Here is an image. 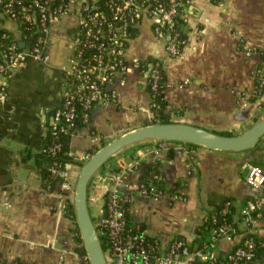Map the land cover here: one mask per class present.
<instances>
[{
	"label": "crops",
	"instance_id": "0c3cea01",
	"mask_svg": "<svg viewBox=\"0 0 264 264\" xmlns=\"http://www.w3.org/2000/svg\"><path fill=\"white\" fill-rule=\"evenodd\" d=\"M78 18L72 12L53 25L48 63L29 61L8 78L7 99L0 109V258L34 264H85L76 250L74 222L65 213L73 200L81 164L70 161L66 176L74 191L62 185L47 189L35 154L47 142V127L62 99L63 67L73 49ZM185 41L178 55L166 49V38L146 17L129 42L130 57L161 59L165 81L163 111L174 122H186L224 134H238L264 113V97L255 93L256 70L263 63L264 0H193L182 11ZM117 99L96 106L89 122L70 135L73 157L100 148L111 139L148 124L155 114L147 78L138 69L117 76ZM248 161L264 166V136L244 151H225L178 141L148 140L113 155L101 170L130 168L128 191L136 194L130 220L142 226L166 249L174 238L207 256H226L250 230L264 236V208L250 227L242 220L247 198L254 196L240 171ZM138 163V164H137ZM156 164L168 187L179 193L144 197L139 193L145 166ZM89 185L92 216L105 213V181ZM64 192V193H63ZM231 200L229 218L238 227L233 240L212 242L211 217ZM225 213L219 214L220 221ZM211 223H210V221ZM252 264H264L256 257Z\"/></svg>",
	"mask_w": 264,
	"mask_h": 264
},
{
	"label": "built area",
	"instance_id": "2783aa9c",
	"mask_svg": "<svg viewBox=\"0 0 264 264\" xmlns=\"http://www.w3.org/2000/svg\"><path fill=\"white\" fill-rule=\"evenodd\" d=\"M192 1L0 0V109L8 95L7 78L31 60L48 63L47 47L53 25L70 12L78 18V28L71 39L73 49L68 64L63 67L62 99L52 112L47 142L42 149L52 158L51 177H64L57 183L65 190L63 195L74 191L58 158L64 148V138L80 123L89 122L96 106L117 99L118 90L114 84L119 74H126L132 68L141 71L153 96L152 107H161L156 99L164 86L161 59L130 57L129 42L142 20L150 17L154 32L166 38L167 51L178 55L185 41L181 29L182 11ZM256 77L255 93L264 97V58L256 70ZM166 142L161 141L162 144ZM70 155L73 156L71 151ZM91 155L92 152H86L74 159L83 162ZM136 167L106 173L101 170L96 178L109 184L105 213L96 221L99 235L107 240V248H104L107 264H216L219 256L209 257L202 248H192L180 238H174L163 249L157 238L149 236L140 224L130 221L126 203L133 202L136 194L128 191L129 171ZM159 175L156 173V177ZM240 175L254 191V196L247 198L242 209V220L250 227L263 214L264 166L248 161ZM161 192L151 181L142 183L139 191L144 197H160ZM231 203L227 200L221 212L226 213ZM211 221L212 242L218 238L233 240L239 231L235 223L220 221L219 214H213ZM249 233L252 232L248 230L220 264H252L255 239L247 236ZM84 256L85 264H89L87 255Z\"/></svg>",
	"mask_w": 264,
	"mask_h": 264
},
{
	"label": "water",
	"instance_id": "95a60500",
	"mask_svg": "<svg viewBox=\"0 0 264 264\" xmlns=\"http://www.w3.org/2000/svg\"><path fill=\"white\" fill-rule=\"evenodd\" d=\"M264 136V113L238 134H224L186 122H151L131 129L105 143L82 162L75 185L76 222L89 264H107L105 249L89 206V184L107 161L126 147L148 141L194 143L225 151H244L256 146Z\"/></svg>",
	"mask_w": 264,
	"mask_h": 264
},
{
	"label": "trees",
	"instance_id": "16d2710c",
	"mask_svg": "<svg viewBox=\"0 0 264 264\" xmlns=\"http://www.w3.org/2000/svg\"><path fill=\"white\" fill-rule=\"evenodd\" d=\"M162 74H163V80L162 81H165V73L163 70H162ZM156 99L160 103L161 107L160 108H154L155 109L154 117L148 123H151V122H171L172 120L170 119L169 115L163 111V107L165 105V100H164V97L162 96V91L158 93ZM69 137L70 136L68 135L64 138V140H65L64 148L62 149V151L58 155L59 160L62 161L61 169H63V171L66 170V163L70 162V161H74V162H77V163L82 165L81 161L74 159V157L70 155L71 150H70ZM189 145L195 146L197 144L189 143ZM96 150H97V148H95L91 152L93 153ZM35 156H36V159H37L39 165L41 166L43 185L45 186V188H48L50 190L56 188L58 186L57 183L63 181L64 177L62 175H58L56 177H51V173H50V169H49L50 162L52 161L51 156L48 155L43 150H41L39 153H36ZM156 173H160L159 177H156ZM150 181L153 184H155V187L157 190L162 191L161 196L164 194H167V193H172L175 196L177 195L176 197L179 196V193L177 191L168 187L164 173L157 168L156 164L147 165V166H145V168L143 170V174H142L143 184H145V183L147 184ZM105 201H106V198H105ZM131 203L132 202H129V201L126 203V205L129 207V209H130ZM65 213L67 216H69V218H71L73 220V222L75 224L74 227L72 228L74 231L75 241L77 243L75 248L79 252V254L86 255V249H85V246L83 244V240H82V237L80 235L78 225L76 224V215H75V208H74L73 200H71V199L67 200L66 205H65ZM219 214H221V211H219ZM223 216H224V220H226L228 222H232V220L229 218V210ZM129 219H130V215H129ZM210 223H211V221H210ZM247 236H253L255 239V256H254V258H256V257L263 258L264 257V236H259L253 232L249 233ZM101 240H102L103 247L107 248V240H106V237L104 235L101 236ZM223 257L224 256H219L217 258L216 264H220V261L223 259ZM22 263L34 264V263H29V262H26L23 260L7 261L5 259L0 258V264H22Z\"/></svg>",
	"mask_w": 264,
	"mask_h": 264
},
{
	"label": "rangeland",
	"instance_id": "374dc122",
	"mask_svg": "<svg viewBox=\"0 0 264 264\" xmlns=\"http://www.w3.org/2000/svg\"><path fill=\"white\" fill-rule=\"evenodd\" d=\"M94 177V176H93ZM92 182H93V178H91V180H90V184H92ZM89 184V185H90ZM73 186H74V184H73ZM90 206V205H89ZM76 224H77V222H76ZM75 225V224H74Z\"/></svg>",
	"mask_w": 264,
	"mask_h": 264
}]
</instances>
